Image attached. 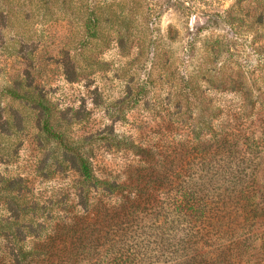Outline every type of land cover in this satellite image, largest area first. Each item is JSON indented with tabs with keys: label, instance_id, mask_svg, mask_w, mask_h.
<instances>
[{
	"label": "rangeland",
	"instance_id": "1",
	"mask_svg": "<svg viewBox=\"0 0 264 264\" xmlns=\"http://www.w3.org/2000/svg\"><path fill=\"white\" fill-rule=\"evenodd\" d=\"M213 132L225 141H207ZM67 151L126 195L162 183L159 205L125 224L122 247L148 251L137 264L168 259L152 236L160 224L189 233V246L255 233L263 247L264 214L220 192L264 200V0H0V264L32 245L27 229L13 240L20 221L45 222L46 235L81 215ZM209 173L223 187L177 213L176 187L207 185ZM87 198L107 212L123 201Z\"/></svg>",
	"mask_w": 264,
	"mask_h": 264
},
{
	"label": "trees",
	"instance_id": "2",
	"mask_svg": "<svg viewBox=\"0 0 264 264\" xmlns=\"http://www.w3.org/2000/svg\"><path fill=\"white\" fill-rule=\"evenodd\" d=\"M207 141H213L215 143L224 142L223 132H213ZM224 139V140H223ZM73 162V168L75 172L82 179V186L79 191L80 205L82 208L81 215H75L71 222L62 220L54 226L51 231L42 235L41 229L45 227V222H39L35 225L31 222H21L16 224V231H14L13 240L18 243L24 241L23 230L27 229L33 236L32 245L29 249H25L24 246H17L16 251L12 253L16 264H137L142 262L144 257L148 254V251L143 250V244L137 240V237L133 241L136 242L137 247L123 246V240L126 236L125 224L135 220L138 209L145 204L152 206H158L160 203V197L164 188L161 184L144 186H133L135 194L131 192L126 195L124 191L127 186L119 184L116 181L111 182L104 178H99L92 168V162L83 155L69 153ZM140 171V169H138ZM161 180L165 177V169H161ZM217 174H210L207 185L202 187L196 185H190L189 187H183L179 185L176 187V200L173 204L177 209V213L181 214L190 213L195 210L196 206L192 200H196L201 193L206 190L210 191L209 187L216 188L220 186L215 179ZM86 183V184H85ZM229 187H223L224 197H237L251 200L252 197L244 196L242 189L239 191L229 190ZM258 189H254V193L259 194ZM94 191L96 194H120L123 201L113 204L110 212L108 209H104L101 202H96L93 208L90 209L88 204V193ZM255 195V194H254ZM244 201L242 209L248 213H252L256 218L264 214V200L259 202ZM224 201V200H223ZM187 206V207H186ZM95 220L87 222L86 219L90 217ZM94 212V214H93ZM107 212V215L105 213ZM91 215V216H90ZM77 218H80V222H74ZM80 223L84 225L81 226ZM38 226H42L37 229ZM165 232L161 233L160 230ZM154 230L157 232L152 233L159 245V249L166 251L165 254L168 259H162L157 255H152L151 259L158 258L154 261L155 264H240L243 261L246 264H250L253 258L260 254L264 259V246L258 247L256 245V239L254 234L244 236L238 233H232L229 236H219L215 239L214 243L210 245L212 249H207L206 245L201 244V241L197 239L192 241V245H188L191 239H188V234L178 235L177 233H167V227L165 225H158ZM194 237L198 238L197 235ZM60 243V244H59ZM261 248V249H258ZM254 264H259L255 261Z\"/></svg>",
	"mask_w": 264,
	"mask_h": 264
}]
</instances>
